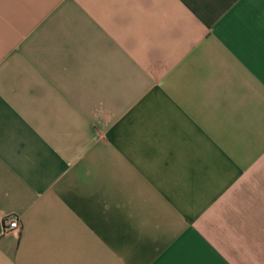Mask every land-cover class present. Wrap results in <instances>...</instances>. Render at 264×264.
Instances as JSON below:
<instances>
[{"label": "crops", "instance_id": "1", "mask_svg": "<svg viewBox=\"0 0 264 264\" xmlns=\"http://www.w3.org/2000/svg\"><path fill=\"white\" fill-rule=\"evenodd\" d=\"M0 264H264V0H0Z\"/></svg>", "mask_w": 264, "mask_h": 264}, {"label": "built area", "instance_id": "2", "mask_svg": "<svg viewBox=\"0 0 264 264\" xmlns=\"http://www.w3.org/2000/svg\"><path fill=\"white\" fill-rule=\"evenodd\" d=\"M20 228H21V224L17 217L10 216L4 219V224H3L4 233L19 231Z\"/></svg>", "mask_w": 264, "mask_h": 264}]
</instances>
